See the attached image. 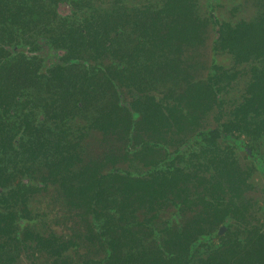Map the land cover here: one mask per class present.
Listing matches in <instances>:
<instances>
[{
    "label": "trees",
    "instance_id": "16d2710c",
    "mask_svg": "<svg viewBox=\"0 0 264 264\" xmlns=\"http://www.w3.org/2000/svg\"><path fill=\"white\" fill-rule=\"evenodd\" d=\"M38 1L26 0L32 4ZM136 1L127 6L113 0L110 10L95 9L91 0L70 2L89 12L79 14L82 18L79 31L72 33L63 29L62 39L52 40L53 46L63 53L46 74L40 72V75L48 76L45 81L73 82L76 73L69 65L78 57V51H110L114 56L122 46L126 48L125 54L114 56V67L104 68L103 76L110 84L113 100L108 112L94 119L93 127L115 136L119 146L129 145L133 140L130 148L148 152L166 147L171 133L189 132L188 138L204 148L200 150L205 157L203 162L211 169L209 173L208 168L197 165L204 167L203 171L210 176L203 190L209 195V201L202 196L190 201L182 199L180 204L201 205V212H195L184 225L170 227L166 221L155 223L153 219L163 211L162 202L167 196L177 198L176 193L183 192L179 183L186 178L197 182L195 176L189 177L183 172L181 158H175L178 167L173 170L174 158L168 164L164 162L163 170H157L156 162L149 161L143 164L149 173L141 181L133 180L120 174L112 158L110 161L106 158L81 160L76 143L82 133L79 130L72 135L76 142L62 139L63 146L55 161L49 160L50 141L38 133L27 135L26 150L23 145L11 144L10 137L1 134L0 163L4 159L12 169L16 167L18 148L25 152L26 164L31 166L41 159L48 176H58V189L64 193L68 205L74 207L75 214L78 213L84 230L79 237L87 252L80 254L81 264H264V217L253 216L248 210L249 199L245 193L250 185L246 171L227 156L226 146L220 147L219 143L227 138L226 133L238 130L256 139V143L264 144V0H209L208 14L201 18L195 12L194 0H165L158 8L153 3L141 9L136 7ZM3 4L0 0V13ZM42 11L39 6H28L26 17H44ZM236 11L241 16L235 20ZM0 17L3 16L0 14ZM206 23L214 27L211 49L230 56L233 65L220 67L210 60L198 64L194 59L208 36ZM14 38V32L0 29V74L8 62L6 54H2V45ZM152 51L159 52L153 61ZM171 51L176 54L169 59ZM187 51L193 57L189 60L191 69L188 61L183 63L178 58L181 52ZM29 65V60L26 63L20 60L13 71L15 82L23 81L25 74L26 80L34 74L29 72ZM237 77L244 85L242 101L229 112L231 121L224 122V105L217 97L219 88L227 87ZM80 79L87 81L85 76ZM98 86L95 83L96 89ZM156 86L162 98L152 95ZM66 98L70 96L63 99ZM6 106V91L0 81V109ZM241 136L238 134L230 140ZM55 145H51L54 150ZM5 147L8 149L4 150ZM166 158L159 153L157 161ZM138 161H146L143 153H139ZM106 162L111 166L105 174H100ZM70 166H79L77 172L68 170ZM32 172L27 166L26 173ZM12 173L0 166V239H6L0 243V264H9L18 256L7 246L16 220L26 218V201L34 192L32 187L6 185L3 181L12 178ZM8 201L14 208L20 206L18 213L7 208ZM137 215L141 217L140 222L136 220ZM227 216L234 220V226L229 225L232 231L224 225ZM155 226L162 229L156 231ZM219 226H222L220 234L216 233ZM24 239L32 247L37 243L51 250L56 259L60 253L74 248L72 241L55 245L53 239L41 240L27 230ZM202 255L206 259L200 258ZM60 264L67 261L61 259Z\"/></svg>",
    "mask_w": 264,
    "mask_h": 264
},
{
    "label": "flooded vegetation",
    "instance_id": "af4514ba",
    "mask_svg": "<svg viewBox=\"0 0 264 264\" xmlns=\"http://www.w3.org/2000/svg\"><path fill=\"white\" fill-rule=\"evenodd\" d=\"M3 1V11L0 13L3 16L0 17V29L14 32L15 38L7 45H2V54L3 56L6 54L5 60H8V62L3 65V69L0 74L2 89L6 91L7 96V106L3 109H0V135L5 134L6 136L10 137L11 144L16 145V143H18L23 145V150H26V135H34L38 133L39 136L45 137L50 141L48 153L49 160L52 161L57 160V157L61 151V147L63 146L62 139L64 138L68 142H76L72 137L68 139V136L73 135L78 130L81 132L90 131L91 134H93L95 131L104 141L112 138V140L109 142L115 146L118 145L119 142L115 136L94 129L93 121L94 119L101 117L102 114H106L108 112L111 101L113 100H111L110 97V84L104 79L103 76L104 68L114 67L116 65L114 56H122V54L127 52L125 51L126 48L122 46L123 49L119 50L114 56L109 53L110 51L108 52L98 50L93 53L86 50H75L78 51V57L72 59L69 65L70 69L76 73V77L73 78V82H64L63 80L58 82H52L50 80L45 81L44 79L48 76H41L40 72H42V74H46V71L57 63L56 58L60 57V55L63 53V51L58 50L53 46L54 44L52 43V40L56 38L62 39L63 29L70 30L72 33L79 31L81 28L79 23L82 22V18L76 17L73 19H67L64 17L65 15L72 13L73 8L75 7V5L68 3L65 0H57L53 3H51L49 0L47 1L48 7H46V5L43 6L44 4L40 3V5H42V12H44L45 16L35 19L26 17V7L31 5L39 6L37 2L32 4L31 2H26V0ZM95 4L96 3H94L95 9H97L98 7ZM135 5L137 6V4ZM140 5L141 6L137 8L141 9L144 6L148 7L151 4ZM110 8L111 7L109 5L104 7L105 10H110ZM85 9H81L79 14L89 12ZM70 21L72 23H70ZM209 21L211 20L209 19ZM129 37L134 38V36H131V34ZM124 38L125 36L122 37V39ZM211 41L208 46H205L204 41L202 50H198L195 53L194 59H197L198 64H204L210 60L220 67L233 65L230 56H227V54L223 52L221 53L220 51H214L211 49ZM158 53V51H152V61L155 59ZM171 54L172 55L169 57V59H171L173 55L175 56L176 53L171 51ZM206 56H209L208 61L205 59ZM178 58L182 59L183 63H186L184 62L185 60L188 61L189 64L190 58L193 57L190 56V53L187 51L181 52ZM20 60L25 63L26 60H29V72H33L34 74L31 75L28 80H26L25 74L23 81L15 82L13 71L18 68ZM189 67L191 69L192 65L189 64ZM24 69L26 71V66ZM79 73H81V76H79ZM84 76L87 79L86 82L80 79V77ZM94 77L97 79H94ZM95 83L99 85L98 89L95 88ZM219 89L220 92L217 97L224 105L223 111H225L224 115L222 116V121H231L232 118L230 117L231 115L229 112L242 101L244 85H242V82L237 77V79L233 82H230L227 87ZM161 90L164 92V88H161ZM159 91V86H156L152 94L156 99L162 98L159 94ZM67 95H69L70 98L63 99ZM96 102L103 104V110L99 114L95 115L92 120L81 121V118H83V115L85 114L84 112L87 113V111H89ZM63 115H66V117L64 118ZM68 121H71V126H68ZM67 127L70 128L68 129ZM84 127L87 128L84 129ZM30 128H32L34 131L30 130ZM171 134V138L167 140L166 147L155 149L159 153H162V156H167L165 160L158 162L157 160L159 158V153L155 150L153 152V150H151L152 148L148 149L151 150L149 152L135 147L130 148L131 144L133 145L134 143L133 140H131L129 145L126 144L124 146V149H126V153L124 154L126 160V162H124L125 165L118 168V166L115 165L116 162L114 163V167L120 170V174L122 176L141 181L149 173L147 165L143 164H146L149 161L153 163L156 162V169L163 170L164 167L162 165L164 162L168 164L169 160L174 158L171 168V170H173L174 168L178 167L176 165L175 158H181V162L184 165L182 168L183 172H185V174H187L189 177L195 176V180L197 182L190 180V178H186L183 183H179L180 189H182L183 192L179 191L176 193L178 196L177 198H175L173 195H168L167 199L162 202L163 211L159 212L153 221L155 223H164V221H166L169 223L170 227L176 224L184 225L187 219H189L195 212H201V205L197 207H191L189 205L187 206L186 204V207L181 205L180 202L182 199L190 201L202 196L205 197L206 201H209V195L203 190L206 187L210 177L205 171H203L204 167L197 166L206 165V161L203 162V159L205 158L204 154L202 155V151L200 152V150L204 148H199L200 143H193L188 138L190 133L185 130H180ZM238 134H241L242 136L236 138V140L234 139V141L230 140V137L234 138ZM226 135L227 138L224 139L223 142L219 141V143L220 147L226 146L225 152L227 153V156L233 158V160L238 162L242 170L246 171L248 182H250L249 177L251 176L252 172L256 171L261 176L264 183V151L262 150V143H256V139L248 138L244 132L238 130L226 133ZM235 141H240L241 143L237 144ZM76 143L78 144V142ZM51 145L57 146L56 150L52 149L53 146ZM238 146L240 147L238 148ZM82 148L87 152L89 150L87 145H84ZM7 149L8 148L6 147L4 148V150ZM17 150L19 154L16 159V167L12 166V169L10 167L11 165H9L4 159H2V163H0L2 169L10 171L12 170L13 172V177L4 180L3 182H6L5 184L10 188H14L17 185L32 187L33 191L35 192L36 189L33 185V182L35 181L29 176V173H26V154L24 151H22V149L17 148ZM139 153H143V157L146 159V161H138ZM103 158L109 159L110 161L111 156H109L107 153H104L97 158L89 157L87 160H85H102ZM110 166L111 165L109 162L103 164L100 174H105L109 170ZM72 167L73 166H70L68 170H71ZM205 168L208 167L205 166ZM208 172H211L210 168H208ZM46 176L47 177L39 181L38 185L40 187L46 186L45 184H47L49 177L53 178L54 180L58 179V176H48V174ZM190 181L192 182L191 184L193 186L190 184ZM198 182H200V184ZM249 191L250 188L245 193V197L249 199L248 210L253 216H259L263 218L264 199L259 200L252 198ZM53 192L57 196H61V190H55ZM33 193H30L28 197ZM13 207L14 204L8 201L7 208L13 210ZM70 208L72 210L74 209L72 206H70ZM17 215L22 216L20 214ZM205 216L206 215H204V217ZM227 217L228 219L225 220L224 225L227 226L229 231H232L229 225L231 224L233 227L234 220L229 216ZM22 218L24 219V216H22ZM136 220L137 222H140L141 217L137 215ZM21 221L22 220H19V222ZM186 223H188V221ZM153 229L159 231L162 228L155 226ZM187 229L188 227L185 226L184 230ZM220 229H222V226L218 227V230ZM25 233L26 230L22 232L21 237L18 234L19 238L17 240H19V242L22 244L21 248H24L25 250L26 248L31 249V251L35 252V254H50L51 258L54 259L53 264H60L61 259H65L67 264H81L79 261V256L80 254H83L81 253V245L84 242H81L79 236L84 233L82 226L78 230L74 231L72 236L66 239L64 236L54 232H52L53 234H49L46 237L33 234L38 236L41 240L53 239V242L56 241L55 245L61 244L65 240L72 241L74 248H69L66 250V252L60 253L58 259H56V257L51 254V250L38 246L37 243L33 247L28 244V242H26L24 239ZM5 241L6 239L3 238L1 243ZM7 248L10 249L11 247L7 246ZM15 252L17 253L16 250ZM200 258L206 259L205 255H202ZM20 260H27L25 254H23V257L18 255L9 264H20Z\"/></svg>",
    "mask_w": 264,
    "mask_h": 264
},
{
    "label": "rangeland",
    "instance_id": "374dc122",
    "mask_svg": "<svg viewBox=\"0 0 264 264\" xmlns=\"http://www.w3.org/2000/svg\"><path fill=\"white\" fill-rule=\"evenodd\" d=\"M11 1V0H7ZM13 1V0H12ZM47 1L49 0H40L37 3L40 7H42L41 4H44L43 6L47 5ZM51 3L57 0H50ZM66 2L70 3L73 0H65ZM92 2L96 3L95 5L98 10H103L104 7L107 5L113 4V0H91ZM123 3H125L127 6L132 5L134 1L136 0H120ZM165 0H140L139 3L136 4V7H140L142 5H150L153 3H157L156 7L158 8ZM195 2V12L201 17H206L208 14V7H209V0H194ZM83 5V3H82ZM155 6V4H154ZM95 7V6H94ZM81 11V6L76 5L73 8L72 13L65 15L64 17L67 19H73L76 17H79V13ZM235 20L240 17V13L236 11L234 13ZM70 23H72L70 21ZM72 25V24H71ZM205 31L208 34L205 40V46H208L210 43V39L213 36L214 33V27L211 23H206L205 25ZM36 36V35H35ZM132 36V35H131ZM217 58V57H216ZM206 61L209 60V56H206ZM224 63V62H223ZM111 97V96H110ZM112 100V98H111ZM103 110V104L102 103H95L92 108H90L89 111L84 112L83 118H81V121H87L92 120V118L99 114ZM87 124V123H84ZM87 128V127H86ZM84 127V129H86ZM84 131V130H83ZM27 136V135H26ZM71 136H68V139L71 138ZM23 138V137H21ZM80 141L78 142V152L80 154L81 160L90 158H97L101 154L107 153L109 156H111L112 159L115 160V165L118 166H124V162H126L124 154L126 153V149H124V146L119 145H113L110 140V138L107 141H104L98 133L94 131L93 134L90 133V131L82 132L79 136ZM46 140H48L46 138ZM84 145H87V148H89L88 152L85 151L82 147ZM113 145V146H112ZM262 150L264 151V144H262ZM109 151V152H108ZM41 159L36 160L34 163L27 164L28 167L33 171L29 174V176L35 181L33 182L34 187L36 191L31 194L26 201V218L19 222V220H16V228L12 235H10V238H12L8 246L11 247L10 249H14L17 251L18 255L20 257H23V254L26 256V261L20 260V264H53L54 259L51 258L50 254H35V252H32L31 249L26 250L24 248H21L22 244L17 240L19 236L21 237L22 232L24 230H27L28 232L32 234H37L39 236L46 237L49 234H53L52 232L56 234H60L64 236V238H69L74 234V231L78 230L81 227L80 221L78 219V213L75 214L74 210L70 208L68 203H66V197L64 193L61 191V196H57L53 191L58 189L60 186V181L58 179L54 180L53 178L49 177L46 186H39L38 183L46 176V168L43 165L42 162H40ZM28 163V162H26ZM79 166H73L71 168L72 172L77 171ZM29 181V180H26ZM248 182L250 184V196L252 198L256 199H264V183L261 178V176L256 172L253 171L251 176L249 177ZM27 183V182H26ZM59 190V189H58ZM264 202V201H263ZM264 208V206H263ZM20 209V206L13 207V210L18 213V210ZM21 231V232H20ZM76 233V232H75ZM19 234V236H18ZM3 239V238H2ZM2 240L0 239V243ZM13 243V244H12ZM87 251H85L83 244L81 245V253L85 254Z\"/></svg>",
    "mask_w": 264,
    "mask_h": 264
},
{
    "label": "water",
    "instance_id": "95a60500",
    "mask_svg": "<svg viewBox=\"0 0 264 264\" xmlns=\"http://www.w3.org/2000/svg\"><path fill=\"white\" fill-rule=\"evenodd\" d=\"M220 230H222V229H220ZM220 230L218 231V234H220Z\"/></svg>",
    "mask_w": 264,
    "mask_h": 264
}]
</instances>
